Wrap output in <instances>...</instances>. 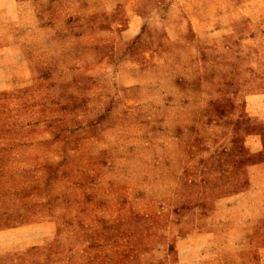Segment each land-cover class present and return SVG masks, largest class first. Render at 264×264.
I'll return each mask as SVG.
<instances>
[{
    "label": "rangeland",
    "instance_id": "374dc122",
    "mask_svg": "<svg viewBox=\"0 0 264 264\" xmlns=\"http://www.w3.org/2000/svg\"><path fill=\"white\" fill-rule=\"evenodd\" d=\"M171 4L0 2V228L57 224L22 264H264V66L196 58Z\"/></svg>",
    "mask_w": 264,
    "mask_h": 264
},
{
    "label": "crops",
    "instance_id": "0c3cea01",
    "mask_svg": "<svg viewBox=\"0 0 264 264\" xmlns=\"http://www.w3.org/2000/svg\"><path fill=\"white\" fill-rule=\"evenodd\" d=\"M183 1L188 10L186 26L194 30L186 41L195 43L196 47L200 44L196 58L203 60L205 51L212 53L208 56L214 58H220L218 54L223 53V57L230 60L228 71L241 64L253 65L249 69L264 66V14L256 15L264 12V0ZM183 1L171 0L170 11L180 10ZM133 21L138 25L137 22H143L144 18L139 14ZM26 67L22 62L20 72L26 78L14 80L19 86L27 85ZM249 86L245 109L256 121L257 130L248 136L246 146L251 153L260 155L264 154V77L252 79ZM3 137L10 138V135ZM249 171L252 180H260L264 184V163L250 167ZM56 232L57 224L53 220L0 228V261L2 264H22L31 253L48 251Z\"/></svg>",
    "mask_w": 264,
    "mask_h": 264
}]
</instances>
